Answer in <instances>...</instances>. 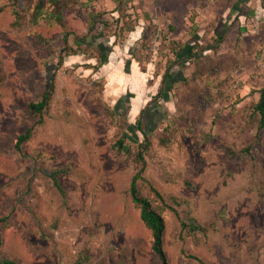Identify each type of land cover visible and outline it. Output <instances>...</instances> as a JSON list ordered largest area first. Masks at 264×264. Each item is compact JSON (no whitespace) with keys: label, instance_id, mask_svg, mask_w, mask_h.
<instances>
[{"label":"rangeland","instance_id":"1","mask_svg":"<svg viewBox=\"0 0 264 264\" xmlns=\"http://www.w3.org/2000/svg\"><path fill=\"white\" fill-rule=\"evenodd\" d=\"M60 1L62 20L55 0H0V260L161 264L130 193L144 110V129L154 131L143 174L169 206L170 264H264V129L255 110L264 0H217L202 18L207 0ZM53 75L43 121L19 151L18 135L39 118L29 104Z\"/></svg>","mask_w":264,"mask_h":264},{"label":"trees","instance_id":"2","mask_svg":"<svg viewBox=\"0 0 264 264\" xmlns=\"http://www.w3.org/2000/svg\"><path fill=\"white\" fill-rule=\"evenodd\" d=\"M55 5L58 6L59 10L57 11V17L59 20H62V8L64 7L60 0H55ZM98 15L96 13L91 14V27L94 26L96 20L98 19ZM225 38V35H219L217 36V41H223ZM41 40H44L41 38ZM86 43V40L83 39L82 43ZM67 45V44H66ZM207 48H212V46H209ZM75 51V50H70ZM182 51V48L175 50L176 55V61L180 62V52ZM65 52V54H64ZM63 53V54H62ZM68 46H64L61 49L59 60L57 62V65L60 66L63 61L64 57L66 55H69ZM105 63L101 61V64ZM170 67L167 68L165 71L162 80H166L170 76ZM54 89V75L48 80V83L46 84V88L44 92L41 95V98L36 102H31L29 104L30 111L38 116V121H36L35 125L33 127L28 128L23 133L19 134L16 139V148L21 151L22 145L27 142L31 136L33 129L37 124H40L43 121V113L44 110L48 107L49 102L51 100L52 92ZM167 90L166 86H162L161 89L157 92V94L154 96V99H157L158 97L162 96L165 91ZM255 110L259 112L260 114V124L259 129H264V87L260 91V97L258 102L255 105ZM143 112L144 110H141L140 116L137 119L136 127L137 129L141 130L143 134L145 135L144 140L140 144V149L138 150L136 157L141 162V166L138 168V170L135 172V174L132 177L131 184H130V193L132 200L135 204L138 205L140 208V215L143 220V222L147 225V227L152 231L153 235V245L152 248L156 254L159 255L161 259V264H170L164 248V231H165V219L163 216V210L166 209V207H169L164 196L162 195L161 191L152 183H150L144 176L145 171V157H144V151L147 149V143L149 141L150 134H152L153 129L149 132H146L144 129V119H143ZM115 147H117L119 150H123L125 148V138H119L117 142L115 143ZM60 174L59 170H53L50 173V177L53 180V183L55 186H57L59 189H61V185L58 179V175ZM143 182L147 184L150 188V191L152 192V196H144L140 191V185L139 183ZM1 223V220H0ZM183 226H189L190 228L195 229H201L198 224H187L186 222H182ZM85 258L78 259L77 264H86ZM0 264H17V262L13 259L4 258L0 260Z\"/></svg>","mask_w":264,"mask_h":264},{"label":"crops","instance_id":"3","mask_svg":"<svg viewBox=\"0 0 264 264\" xmlns=\"http://www.w3.org/2000/svg\"><path fill=\"white\" fill-rule=\"evenodd\" d=\"M226 1H228V0H226ZM225 1V2H226ZM240 1H242V0H240ZM217 2V0H207V4L206 3H200V4H202V6H203V9L202 8H198V10H199V12H200V14H199V18H202V17H205V15L207 14V15H214L213 13V11H212V8H214L215 6L213 5L214 3H216ZM242 3V2H241ZM237 4V3H236ZM235 4V5H236ZM212 7V8H211ZM209 8H210V10H209ZM227 8V15H230V14H232V13H234V11L236 10V8H234V9H232L230 6H227L226 7ZM207 9V10H206ZM232 9V10H231ZM206 10V11H205ZM248 14V13H247ZM244 15V14H243ZM208 17V16H207ZM245 18H246V16H245Z\"/></svg>","mask_w":264,"mask_h":264}]
</instances>
